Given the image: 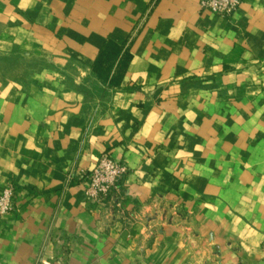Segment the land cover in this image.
I'll return each instance as SVG.
<instances>
[{"label": "crops", "instance_id": "0c3cea01", "mask_svg": "<svg viewBox=\"0 0 264 264\" xmlns=\"http://www.w3.org/2000/svg\"><path fill=\"white\" fill-rule=\"evenodd\" d=\"M200 2L0 0V264H264V0Z\"/></svg>", "mask_w": 264, "mask_h": 264}, {"label": "built area", "instance_id": "2783aa9c", "mask_svg": "<svg viewBox=\"0 0 264 264\" xmlns=\"http://www.w3.org/2000/svg\"><path fill=\"white\" fill-rule=\"evenodd\" d=\"M242 1L201 0L200 4L202 8L218 15L231 16ZM127 169L124 162L113 159L108 153H103L94 168L80 172V177L86 184L84 189L85 199L93 205H103L109 200H115ZM14 208V187L8 184L0 192V220L10 215Z\"/></svg>", "mask_w": 264, "mask_h": 264}, {"label": "rangeland", "instance_id": "374dc122", "mask_svg": "<svg viewBox=\"0 0 264 264\" xmlns=\"http://www.w3.org/2000/svg\"><path fill=\"white\" fill-rule=\"evenodd\" d=\"M111 55L113 56V53ZM112 56H111V58H112ZM2 57L0 59V61L2 63H4V66L2 65L3 66L2 67V70H7V73L6 74H12L13 73V70H16V69H14L15 66L13 67V64H16V63L20 62V59H18V58H12V57L11 58L10 57L8 58L6 56H2ZM120 189H121V185H120ZM118 196H119L118 194L115 196V200L118 198Z\"/></svg>", "mask_w": 264, "mask_h": 264}, {"label": "trees", "instance_id": "16d2710c", "mask_svg": "<svg viewBox=\"0 0 264 264\" xmlns=\"http://www.w3.org/2000/svg\"><path fill=\"white\" fill-rule=\"evenodd\" d=\"M96 71H98V70L96 69Z\"/></svg>", "mask_w": 264, "mask_h": 264}]
</instances>
